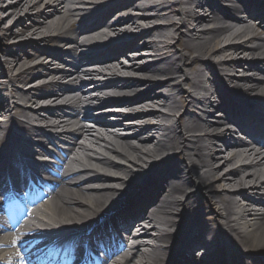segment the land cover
I'll use <instances>...</instances> for the list:
<instances>
[{"label": "bare ground", "instance_id": "obj_1", "mask_svg": "<svg viewBox=\"0 0 264 264\" xmlns=\"http://www.w3.org/2000/svg\"><path fill=\"white\" fill-rule=\"evenodd\" d=\"M3 1L4 0H0V19L4 23L11 17H14L15 14L17 15L20 11H29L32 7L38 6L42 0H13L8 4V7H10L9 11H6L7 6L2 3ZM56 1L58 3L54 6L52 5L53 7H50V4L53 2L52 0H47L43 12L36 16L31 22H34L31 25L32 27H24L22 32L36 34L42 28H47V30L51 32L42 36L44 39H47V41L57 40L62 42L70 40L75 46H81L77 41V36L70 34L73 26V23L71 24L69 22L71 17L70 13L74 11V8L70 7L68 4H64V0ZM151 1L152 0H118L116 4L108 6V10L103 13L99 12L94 16L87 15L88 17H86L84 21L88 22L91 20L94 22L86 29L92 30L101 23L106 26L101 29L88 31L82 36L92 40L95 38L96 40L93 42L97 43L96 45L101 43L99 46L104 50H101V52L98 50L99 54L96 56L91 57V54L89 53L87 56H81V58L77 57L78 63L74 65L75 70L73 69L74 71L72 70L73 72L71 75L66 76L69 79L73 78L76 80L74 85H58L57 83L52 85L51 92H45L42 91L40 87L37 86V88L31 84L32 81L35 80L47 79L50 76L61 75L68 72L64 68L54 67L52 62L48 63L47 61H42L38 62L31 68H18V75H7L6 73L10 71L4 70V73L6 74V76L4 75V78L7 77L8 80L13 83L20 80L21 74H27L25 80L29 82V86H31L27 87L28 90H22L21 92L22 100L25 99L26 106L29 105V108H24L25 106H19L20 103L16 101V89L11 88V85L6 87V84L4 83L5 80L0 82L5 84L0 85V90L11 91L14 95V102L11 104L10 100L6 97L0 100L2 105H4L2 101L4 100L9 108V110H5L4 107L2 108L0 105V129L5 127V124L11 116L10 114H14V120L11 119V122L14 121L16 125L23 126L24 129L28 128L33 133L43 134V136H47L49 139H52V137L50 134H47L43 128L33 129L31 126H25V122L21 120L19 116H23L27 121L35 120L37 122H44L46 125L56 128L75 125L74 129L70 132L72 135L71 141L65 143L66 151L69 154L79 151V149L81 151L85 149L92 150L83 142V139H88L97 145L101 142L107 143L108 147L106 150L109 152V155L94 152V159L101 163V166L107 165L112 167V170L97 166L96 169L87 168L81 171L82 173L80 174L72 173L70 175L71 177L60 180V187L54 191L53 207L55 206L57 208V212H55V207L52 208L49 203H43L37 208V211L43 212L41 218L44 223L49 224L54 222L62 224L63 228H68L67 230H69L70 224L73 226L85 225L95 218V216H99V214H102L105 210L112 208L117 203V195L120 196L125 188L132 187L129 182L133 177L136 178L134 174L140 176L139 179L142 178L146 175L147 168H153L155 166V162L159 160H174L176 158V152L181 148L182 152L186 155L185 161L189 165H192V181L197 182V186L201 187L202 190H206L207 195L211 198L215 206L216 210L212 211L210 215H213L217 222H221L220 225H218L219 228L214 227V229H217L219 232L221 229L224 251H228L230 254H239L242 259L247 256V252L248 254L251 252L249 255V258H251V256L254 255L252 251L264 250V151H257L254 149L255 147L251 146L252 143L249 141L243 140L232 142L228 140L227 137H223V134L230 131L226 126L227 122L225 119L216 116L214 112L210 111L202 113L200 122L198 119L195 121L196 118L194 115H191V117L186 116L181 123V129L185 132L178 136L176 141L174 138L171 139V136H168L170 132L164 131L160 134L161 137L160 135L157 137L161 139L157 140L153 137L151 132L144 131V129L147 126L145 123L153 121V119H169V114L158 113L160 108L154 106L158 103V100H162L170 110L177 107V104L183 100H189L188 96L198 98L197 100L201 104H209L212 99L210 96L213 92L210 95V92L208 93V91H199L200 89H207L204 85V67L202 66L205 64L203 62L208 61L203 60L205 55H210L212 57V55L224 54V52H227L228 55L233 57L235 54L240 56L244 52L249 51L258 53V57L256 58V56H253L251 62H238L235 61V59H229L228 61L220 63L233 70L237 69L238 64H241L243 70H245L246 67H254V70H260L259 75L258 73H254L251 77L244 76L237 79L231 77V79L237 81V86H241L239 82H249L248 88L241 91L244 96L257 94L259 92L264 93V70L259 67V65L264 66V42H251V40L257 37L258 34H252V32L255 31L257 24L249 22L250 19L254 18L259 19L263 23L264 20L262 17H258V12L251 8V1L247 3L245 0H238L239 3L236 5L237 13L228 14V22L219 24L218 28H216L218 34L207 36L209 33L214 32V28L205 29L204 32H193V35L198 36L199 39L204 38L206 40L205 42L197 43L196 45L194 44L197 42L196 38L188 34L189 38L185 42V50L187 52L188 49L196 50L198 56L194 58L191 57L190 62L193 63V71L191 74L187 73L185 80L189 81L192 86L198 90V94L188 93V90L182 88L183 83L179 80L177 86L182 88L183 92L179 98H177L176 94L171 95L166 92L154 91V94L152 95H148V92L140 93L134 99H129L130 97L123 98L119 101H115L113 97L105 99L102 92L106 89H109L108 92H111L118 90L127 91L128 89L131 90L142 87V83L136 82L135 79L137 78H113L112 76L118 75V71L132 70L135 72H164L162 71V68H166L170 69L171 73L179 74L180 70L186 66L187 55H189V53H179L176 62H171V64L168 62V58L163 56L165 59L157 65L148 64L146 62L138 64V62L134 61L128 65L126 62L122 63L115 60L104 63H92L89 65L93 66L92 69H86V67H83L82 65L84 61L101 62L107 53H109L107 55L108 57L113 55L115 57L116 54H123L125 56L130 55V53L127 52L129 48V45L127 44L128 42L121 44L118 41L112 44L111 42H114V39L104 42L98 39L100 36L106 34L104 28L108 27V23L111 22L112 16L116 14L115 9L118 10L119 7H124L126 2L128 4L141 3L137 4V6H140L141 8L140 11L135 13L138 15L132 16V13L129 12V14H125L116 21L111 22L113 28L111 30L113 31L117 28L115 25L121 23V28H118L116 33L121 32L122 30L129 31L131 28L142 27L145 25L144 22L150 20L146 18L145 15L151 17V19L161 20L153 27L155 33L149 35L151 40H153L152 43L154 47H157V41L158 43L164 42V46L160 47V54L165 53V47H170V43H168V40L166 39L167 31L174 29L181 30L184 24L186 26L187 22H191L190 20L197 22L196 24H202L207 20L214 19V15L201 16L197 13V9L194 7H179L182 0L178 3L174 1L172 3L173 6H170L168 3L154 5ZM191 1L194 0H188V2ZM262 1L263 0H258L257 2ZM69 2H73V0H67V3ZM195 2L197 5H201L199 0H195ZM89 3L92 5H98V7L106 6L103 5L104 3H102V0ZM87 7L91 6L87 5L82 6L81 8ZM212 8L216 11L225 10V8L223 9L222 7L216 6H212ZM228 8L230 7L228 6ZM5 11L9 12L6 16H4ZM125 11H127V9ZM113 12L115 13L113 14ZM173 15L181 16L179 21L174 19ZM27 17L30 18V15L28 14ZM19 21L21 20L19 19L14 22V24L17 25L16 23ZM14 26L11 28V34H7L5 37L9 38L16 33L14 32ZM249 34H251V36L246 40L239 44H235V38L245 35L248 36ZM152 36H154V38ZM158 38L160 40H158ZM223 39H226L227 41L226 44L221 46L220 42ZM178 41L181 44L183 40L180 38ZM133 46L132 43L130 47L132 48ZM111 47L114 51H109V48ZM73 50L76 49L73 48ZM73 50L70 55L76 56L77 53H74ZM37 52H39V50H37ZM50 52L54 53L52 51ZM4 53L12 57L15 56V64L11 65L13 70H15L17 66L26 59L25 54L19 53L17 55L14 46L8 47ZM103 54H105L104 57H102ZM134 54L138 56L137 53ZM145 55L148 54L144 53L142 56ZM39 57L40 55L38 58ZM51 57L54 56L52 55ZM212 66L214 65H209V68ZM108 70H110V72H108ZM109 73L112 75L101 77V75ZM87 77L95 78L96 81L91 85H86L84 79ZM98 92L101 93L98 94ZM88 94H90L89 97H86ZM156 96H160L158 97L159 99ZM144 97H147L146 100H143L140 103H135L137 100ZM102 98L104 100H100L101 103L115 101L124 104L115 105L116 107L112 109L113 111L121 112L120 114L118 113L120 117L114 121L106 120L105 115L103 114L85 120L77 118L78 113L76 114L75 109L78 108L83 101L87 99L89 102H93L96 99ZM64 100L67 102L65 104L70 103V105L73 106V109H66L63 105H57L56 102ZM89 102L88 104H85L84 107L86 116L90 117L91 110L98 104ZM55 103L56 105H54ZM128 106L134 111L124 109ZM254 107H259V104L256 103ZM128 116L132 117V119L124 120L125 118L123 117ZM134 116L136 118H133ZM157 124L160 129L165 130L164 128H167V123L165 121H159ZM41 125H43V123H41ZM256 125H261L260 120L253 117L249 119L247 124H244V128L247 127V131L251 132L252 128ZM117 129H123V131L116 133ZM219 129L221 130V133L217 132ZM114 133L117 135V138L111 137L109 140L106 139L107 134ZM61 137L64 136L61 134L57 137L59 142H61ZM222 137L224 139H222ZM210 139H213V141H215L213 143L217 144L219 140H223L225 148L220 149V151H215L212 142L210 144L206 143V141ZM155 140L157 147L155 146V148H151L150 144H153ZM227 144L230 146L226 147ZM159 145L161 146L159 147ZM29 148V146L22 147V149L26 150ZM227 151L230 152V156L223 155L224 152ZM133 153H136V155L134 156ZM166 153H168V156H160V154ZM249 154H254L249 163L239 166L235 165L242 161L241 157L246 158ZM0 157H3L2 150H0ZM222 157L223 159L220 160ZM144 163L145 165H143ZM166 164H168L167 161ZM180 167L181 166L177 167L175 171L172 172L179 173V176L183 178L180 173L181 171H179L182 170ZM197 168L203 169L204 171H200ZM153 185L154 184H152L151 187ZM237 185L238 187H235ZM241 188H245L246 191L242 192ZM152 189L153 188L146 189L143 193H148L149 191H152ZM193 199L194 198L191 195H188L185 190L184 182H172L170 190L166 194H163L150 210H146L148 206L143 203V199L136 200V198H134L131 209L127 211V213L131 214L124 217L122 219L123 223L119 225L122 230L127 232L125 239L129 242V249L121 254L122 258L119 259L117 256H114L108 264H164L165 248L163 245L174 238L175 234H172L171 232L175 230L173 227L178 224V213L181 206L186 205L187 202L189 205L192 203ZM153 201L154 200L149 203H153ZM240 202L242 203L241 205ZM194 205L195 204L191 207L192 212H200L194 211ZM251 205H255L258 208L255 210ZM140 211L141 213L143 212L146 214V218L142 221H135L134 212L138 213ZM186 218L187 216L183 215V219ZM189 225H191V229L194 226L195 233L207 230V233L210 232L212 233L211 236H213V225L210 226L209 223L207 224L206 222L204 223L203 221H200L198 224L197 220L194 224L190 220ZM189 235H191V233ZM12 239L14 240L15 237L13 236ZM218 239L219 237L212 239L211 246H214V248L218 247ZM0 241L3 240L0 239ZM241 263L245 262L242 260Z\"/></svg>", "mask_w": 264, "mask_h": 264}, {"label": "rangeland", "instance_id": "obj_2", "mask_svg": "<svg viewBox=\"0 0 264 264\" xmlns=\"http://www.w3.org/2000/svg\"><path fill=\"white\" fill-rule=\"evenodd\" d=\"M12 1L13 0H4L2 3H4L5 5H8ZM114 1H116V0H109L108 1V5L112 4ZM174 1H176L178 3V1H180V0H155V2H157L158 4L159 3H162V4L168 3V4H170V6H173L172 3ZM217 1L220 2V3H222V0H217ZM226 2H228V1H223V3H226ZM46 3H47V0H42L41 3L38 6L32 7L29 11H27V10L20 11L17 15L15 14L14 17H11L9 20H7V22H4L3 23L1 21V19H0V63H2V64H4V65L7 66L8 64L5 61V59L8 58L10 62H12V60H13V57L12 56H10V55H8V54H6V53H4L2 51V49L4 47H12V46H14L15 51L16 52H19V53L21 51H23V50L24 51L26 50L27 52H33L34 50L32 49V47L29 46V45H27V43H25L28 40H32L31 43H33V44L36 43L34 45L35 48H39V46H40L42 48L44 47V48H48V49L54 50L57 53V56L60 57V59L59 60H56V63H54V64H56L58 66L65 65L62 62V59L70 60V57H69L68 53L65 52L66 49H62L60 47L61 50H59V48L56 47L54 45V43H51V42H49V41H47V40L42 39V38L39 37V36L42 35V33L44 34L46 32V28H42V30L40 32L36 33V34H29V33H26L25 34V33L22 32V29L24 28V26L31 25L30 23L35 19V17L38 16V15H40L41 12H43V9L46 7V5H45ZM133 6L134 5H132L130 7V4H128L127 7H126L128 10L127 11H123V12L125 14H129V12L132 13L133 11L136 12V10L139 11V7H133ZM187 6L188 7L195 6L196 9L198 8L194 4H189V5L187 4ZM9 8L10 7L7 6L6 7V11H9ZM199 10H201V9H199ZM6 11L4 12V16H6L9 13V12H6ZM206 13L209 14L208 9L205 10V11H202L201 15L205 16V15H207ZM28 14L30 15V18L27 17ZM153 16H156V15H153ZM173 17L176 19V17H178V16L173 15ZM21 18H24V19L22 20ZM19 19L21 21L17 22L16 23L17 25H15L14 22L18 21ZM157 21H161V20H159V19H155L154 20V22H157ZM152 23L153 22H151L150 24H152ZM145 24H147V23H145ZM212 24H213V22H208V20H207L203 24H198V25H196V23H191L188 27L190 28V30H195V28H197V30L195 32H197V31L198 32L199 31L201 32L202 30H204L205 27H212ZM13 26H14V32H16V33L13 34V35H11V37H9V38L8 37H5V35L11 34V28ZM188 27L182 26V29L181 30L175 29V30H172L171 32L168 33L167 40L170 43V47H165L166 48V49L164 48L165 49V53H163V54H160L157 50L156 51L155 50H152L151 47L149 48V47H145L144 46L145 44H148L147 41L148 42L150 41V39H148L146 36H149L151 31L147 32L146 35H144V36H141V37L139 36L136 39L137 40L136 43H138L139 46H140V47H137L136 48V51L138 52V58H136L134 60H136V62H138L139 64H141L142 62H146V63L154 62V61H156L158 59H160L159 61H162L161 59L164 58L163 56L164 55L166 56V54H169L170 57H173V55L175 54V52H178L181 49H183L184 47H186V46H184V41H186V35H187L186 33H187V29H189ZM141 29H137L133 34H129V36H133L134 37L136 34L141 33ZM31 35H34V37H32ZM262 35H264V31L262 32ZM31 37H32V39H31ZM38 38H40V39H38ZM180 38L181 39L183 38V41L181 42V44L178 41ZM244 38H245V36H243L241 38H238L234 42L241 41ZM35 41H37V42H35ZM205 41L206 40L204 38H200L199 41L195 42L194 44L196 45L197 43H203ZM226 41H227L226 39H223L220 42L221 46H223L224 44H226ZM171 42H174V43H171ZM163 43H160L161 47L164 46ZM179 45H181L182 47H180ZM144 53H147L148 55L142 56ZM187 53H189V55H191V56H195L197 52L196 51H190V52L188 51ZM249 54L250 53H248L247 55H249ZM189 55H187V56L189 57ZM212 57L217 58L215 55H212ZM33 59H35V58H28L25 61L26 66H28L33 61ZM126 61L129 62L131 60H126ZM188 62H190V59L189 58H188ZM189 64H191V63H189ZM189 70L191 71V68ZM15 72L14 71H10L9 74H14ZM131 72L134 73V71H132V70H131ZM120 73H125V71H121ZM159 73L160 74L156 75V74H153L152 72H147V73H145V72H137V74L139 76H142V77L149 76V77H153V78L154 77H160V79L161 78H165V79H163V81H160V83H159L158 79H155V80L148 79L146 81L145 85L143 86V89L144 90H147L150 87L151 88L154 87L155 89H160V90L163 91V90H166L168 88V86H162V85L167 84L168 81L173 80L174 78L170 77L166 73H163V72H159ZM207 74L208 75H211V72H209L207 70ZM15 75H16V73H15ZM225 77H227V76L224 75V74L223 75L222 74H219L218 77L215 76V75L214 76H210L211 83H208V85L211 87V89H213V88H215L217 86L218 87L219 86L223 87L225 85ZM2 79L3 80H6L4 78V71L2 70V66H0V80H2ZM15 82H16L15 83L16 86H19L20 89H24V87H27L28 86L27 85V82H25L23 80H17ZM36 83H38V82H36ZM187 86L189 87L190 85H187ZM24 90H28V88L27 89H24ZM135 91H136L135 93H137L140 90H135ZM189 103L190 102L186 103L185 104L186 106H181L179 112L177 113V116H174L173 115L171 117V119H173V121H175L177 125H179V123H178L179 113L182 112V111H184L185 110V107H190L189 106ZM181 105H183L182 102H181ZM156 107H160V108H163L164 109V105H163L162 101L159 104H157ZM217 112L222 113L221 110H219ZM109 115H113V112L110 113ZM230 126H233V125H230ZM179 132L181 133V131H179ZM227 136L229 137L230 135L227 134ZM0 138H1V134H0ZM150 147L151 148L154 147V143L153 144H150ZM223 147H224L223 144L218 145V148H223ZM133 154L136 155V153H133ZM228 154H229V152H225L224 153V155H228ZM147 158H148V156H147ZM221 159L222 158H220V160ZM235 187H238V185L235 186ZM202 198H204V200H206L208 202L206 195H203ZM209 204L210 203L208 202V206H209Z\"/></svg>", "mask_w": 264, "mask_h": 264}, {"label": "snow or ice", "instance_id": "obj_3", "mask_svg": "<svg viewBox=\"0 0 264 264\" xmlns=\"http://www.w3.org/2000/svg\"><path fill=\"white\" fill-rule=\"evenodd\" d=\"M14 243H15V242H14ZM69 243H70V244H74L75 242H74V241H70ZM53 258H54L53 254L50 253V254H49V259H53Z\"/></svg>", "mask_w": 264, "mask_h": 264}]
</instances>
